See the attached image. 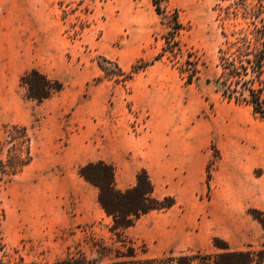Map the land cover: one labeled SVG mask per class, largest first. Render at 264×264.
<instances>
[{
  "label": "rangeland",
  "instance_id": "374dc122",
  "mask_svg": "<svg viewBox=\"0 0 264 264\" xmlns=\"http://www.w3.org/2000/svg\"><path fill=\"white\" fill-rule=\"evenodd\" d=\"M158 2L160 14L151 0H0V140L6 127L24 125L32 156L15 177H0L4 264H16L18 257L27 264L94 259L99 244L111 247L110 220L96 190L76 171L104 158L114 163L117 187L131 185L148 146L147 99L154 111L176 117V139L189 134L197 158L189 170L169 167L168 157L149 166L154 194L174 197L175 205L140 217L126 238L137 248L144 244L148 257L214 252L213 237L234 250L260 248L262 230L248 211L264 212V121L215 91L221 27L230 31L248 20L238 13L222 24L216 5L226 1ZM247 4L257 6V0ZM174 17L181 25L174 36L181 52L154 61ZM186 55L198 58L199 79L189 85L177 70ZM102 58L124 72L148 65L121 83ZM98 61L114 75L105 76ZM30 69L59 80L63 89L40 104L25 99L18 78ZM167 81H175L176 89L157 105V83ZM140 87L145 92L137 94ZM130 142L138 148L129 149ZM181 148L176 141V159Z\"/></svg>",
  "mask_w": 264,
  "mask_h": 264
},
{
  "label": "trees",
  "instance_id": "16d2710c",
  "mask_svg": "<svg viewBox=\"0 0 264 264\" xmlns=\"http://www.w3.org/2000/svg\"><path fill=\"white\" fill-rule=\"evenodd\" d=\"M154 10L160 14L158 0H151ZM226 1L227 5L220 7V21L236 18L241 13L247 19L245 27L226 31L221 27L222 41L217 49V67L219 74L215 79V91L222 100L233 102L235 105H244L250 108L254 118L264 121V0H257V6L249 7V0H219ZM173 30L163 36L165 46L158 53L154 61L159 60L165 52L173 55L180 53L174 36L181 28L177 18H173ZM186 59L177 67L181 79L186 85L199 79L198 58L186 55ZM102 63L113 64L121 78L118 82L130 81L148 63L132 66L124 72L116 63L104 58ZM99 69L107 77L114 75L112 70ZM117 82V81H116ZM18 86L23 91V97L40 104L58 94L62 83L50 78L44 73L30 69L18 78ZM5 138L0 140V177L10 180L15 177L31 162L30 152L31 135L26 126L12 124L4 129ZM77 175L85 183L96 190V202L104 215L110 220L108 232L111 235V247L98 245L97 257L87 259L85 256L69 257L53 264H264V212L252 209L248 214L255 220L262 230L260 248L234 250L227 242L213 237L211 245L214 252H194L191 254L172 251L163 253L159 257H148L146 247L142 244L137 248L126 238L125 230L131 228L140 217L151 212H163L175 205L172 196L158 198L154 194V187L147 171L140 168L135 174L132 186L119 189L116 187L115 168L104 160H95L78 166ZM5 213L0 205V225L4 221ZM0 252L5 254V245L0 243ZM6 255V254H5ZM4 256V255H2ZM106 262H103V260ZM0 264H4L0 255ZM16 264L24 263L18 257Z\"/></svg>",
  "mask_w": 264,
  "mask_h": 264
},
{
  "label": "crops",
  "instance_id": "0c3cea01",
  "mask_svg": "<svg viewBox=\"0 0 264 264\" xmlns=\"http://www.w3.org/2000/svg\"><path fill=\"white\" fill-rule=\"evenodd\" d=\"M159 85L160 83L159 84L157 83V88H156L157 98L155 101L157 105L162 106L166 101L169 100L165 96L166 92L168 93L169 90L173 91L174 89H176V82L167 81V82L162 83L160 86ZM143 89L144 88H141V87L136 88L137 94L142 93V91L145 92V89L144 90ZM136 92L134 91V93H132V99L134 96V99H133L134 105L136 102L135 101ZM146 101L149 104H146L147 103ZM144 104L148 105L149 111H150L149 120H148L149 131L145 137V141L148 146L145 148L141 156V161H140V165L138 166V168L139 169L144 168L149 175L148 168L151 164L162 163L166 160L165 157L166 158L168 157V159H170L168 160L169 167H171L172 165H176L177 171L181 169H185V170L191 169L195 165L196 158H197V145L195 144L194 141L191 140V136L188 134L187 136H183V137L176 139V117H173L172 119H167L163 114H161V112H159L158 109L154 111L151 108L152 105L150 104L149 99L145 100ZM176 141L179 143V145L184 147L183 149L181 148V150L179 151L180 153L179 159H176ZM129 144H130L129 146H131L129 149L131 150H135L139 146L135 142H130ZM99 159L104 160L108 163H111L114 166V163L109 162L104 158H99ZM136 172L133 174V177L131 178L132 183L130 186H132L135 182ZM115 181H116V168H115ZM130 186H127L126 188ZM116 187H117V184H116ZM188 224H190L189 221H188ZM176 227L179 228L178 223H176Z\"/></svg>",
  "mask_w": 264,
  "mask_h": 264
}]
</instances>
